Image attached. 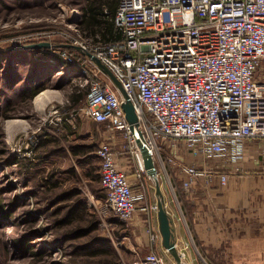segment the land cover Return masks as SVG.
Wrapping results in <instances>:
<instances>
[{
  "label": "built area",
  "instance_id": "2783aa9c",
  "mask_svg": "<svg viewBox=\"0 0 264 264\" xmlns=\"http://www.w3.org/2000/svg\"><path fill=\"white\" fill-rule=\"evenodd\" d=\"M114 22L121 40L82 36L72 42L79 54L58 53L80 68L78 82L88 87L84 114L126 133L138 179L151 175L137 139L153 158L158 142L171 138L176 142L162 150L179 143L205 163L241 159L246 138L264 137V0H119ZM93 56L121 83L138 123L128 121L125 96ZM96 153L105 211L127 221L145 190L137 192L119 168L111 142H102ZM168 159L176 160L173 154ZM183 168L186 186L205 173L196 164ZM134 264L165 262L153 250Z\"/></svg>",
  "mask_w": 264,
  "mask_h": 264
},
{
  "label": "rangeland",
  "instance_id": "374dc122",
  "mask_svg": "<svg viewBox=\"0 0 264 264\" xmlns=\"http://www.w3.org/2000/svg\"><path fill=\"white\" fill-rule=\"evenodd\" d=\"M86 1L0 0V264H134L144 256L125 241V220L105 211L97 153L85 155V148L94 145L97 151L111 142L117 158L124 148L131 154L130 144L115 142V130L87 119L86 99L68 107L71 91L85 86L68 64L63 68L52 60L65 44L83 39ZM42 41L51 43L40 47L49 49L47 64L39 48L25 47ZM36 67L46 69L42 78L49 76L44 89L61 96L42 107L24 88ZM65 122L72 133L65 132ZM174 142H158L157 168L171 161L161 145Z\"/></svg>",
  "mask_w": 264,
  "mask_h": 264
},
{
  "label": "crops",
  "instance_id": "0c3cea01",
  "mask_svg": "<svg viewBox=\"0 0 264 264\" xmlns=\"http://www.w3.org/2000/svg\"><path fill=\"white\" fill-rule=\"evenodd\" d=\"M118 4L119 0H108L104 11H116ZM81 35L109 41L122 39L121 34L117 38L107 39L100 32L88 33L83 28ZM76 52L79 54L77 49ZM66 64L74 79H77L80 68ZM113 86L121 92L114 81ZM87 89L86 86L84 89L74 88L66 99L68 107L81 105L86 99ZM52 90L57 89L47 88L37 93L33 97L35 103L42 107L53 97L60 99V94H52ZM86 117L93 123L106 124ZM90 121L83 123V126H88ZM78 122L77 127L82 124ZM71 127L70 123L65 122L66 133L73 132ZM112 129L115 130L112 134L115 142L128 141L124 130ZM87 131L82 134L86 135ZM95 148L94 145L85 148V155H96ZM168 152L175 155L176 160L164 161L163 166L157 168V182L153 176H145L143 180L137 178L134 156L126 148L116 158L119 168L127 174L134 189L137 192L145 190L143 198L137 201L138 208L133 217L125 221L127 232L124 239L130 249L140 257L155 250L164 258L165 264H176L162 241L157 207L161 198L170 216L174 241L184 264H203L204 261L212 264H264V137L246 138L243 158L236 161L221 157L203 163L195 160L180 145L171 146ZM184 163L196 164L205 170L204 174L195 176L188 186L185 185L187 173L183 168ZM222 174L227 175L225 183L221 181ZM76 210L77 214L80 213L79 208ZM152 233L157 234L155 240L151 239Z\"/></svg>",
  "mask_w": 264,
  "mask_h": 264
},
{
  "label": "trees",
  "instance_id": "16d2710c",
  "mask_svg": "<svg viewBox=\"0 0 264 264\" xmlns=\"http://www.w3.org/2000/svg\"><path fill=\"white\" fill-rule=\"evenodd\" d=\"M108 2V0H87L85 5L83 6V13L80 20L81 27L87 31L88 33H97L100 32L103 37L107 39L117 38L119 37V31L116 28L114 23V15L116 11L105 12L104 5ZM69 51H73V48H67ZM47 48H39L38 51H41V59L44 61L43 63H49V55L47 54ZM43 53V54H42ZM77 54V52H75ZM52 57V56H51ZM46 58V59H45ZM52 60L55 61L56 66H65L66 63H69L67 60L62 58L59 55H54ZM72 64V63H69ZM55 66V65H54ZM46 70V69H45ZM44 67H36L33 71V76L31 79L24 85V88H30L31 92L28 94L29 99H32L37 93L44 89V84L47 83L45 78H42L43 74H45ZM42 75V76H41ZM17 76L14 77L12 81H16ZM20 81V80H17Z\"/></svg>",
  "mask_w": 264,
  "mask_h": 264
},
{
  "label": "water",
  "instance_id": "95a60500",
  "mask_svg": "<svg viewBox=\"0 0 264 264\" xmlns=\"http://www.w3.org/2000/svg\"><path fill=\"white\" fill-rule=\"evenodd\" d=\"M65 45L67 47H78L72 43H68ZM28 46L32 48L49 47L51 46V43L48 41H42V42L31 43L29 45H26L25 47H28ZM93 58L95 59L97 64L112 78L114 83L118 86V88L121 90V92L125 96V100L123 101L122 106L126 112V117L128 121L131 124L138 123V116L136 114L133 102L126 94L121 83L115 77L114 73L103 62H101L99 58H97L96 56H93ZM137 144L143 154L144 165L148 173L153 177L157 176L158 170H157V166L155 164L153 156L148 151L147 147L141 141V139H137ZM157 188H158V194L160 196L159 186H157ZM157 207H158L159 227H160V232L162 234L163 245L173 255L176 264H184L182 254L179 252L176 242L174 241L173 228H172V222H171L170 216L166 208L164 207L161 198H159L158 200Z\"/></svg>",
  "mask_w": 264,
  "mask_h": 264
}]
</instances>
